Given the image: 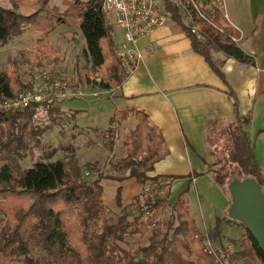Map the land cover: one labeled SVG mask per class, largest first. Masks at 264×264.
Segmentation results:
<instances>
[{"label": "trees", "instance_id": "16d2710c", "mask_svg": "<svg viewBox=\"0 0 264 264\" xmlns=\"http://www.w3.org/2000/svg\"><path fill=\"white\" fill-rule=\"evenodd\" d=\"M212 1L210 14L214 25L199 18L197 11L189 6L185 9L172 2H166V9L170 22L189 37L193 51L200 54L223 79L220 70L212 61L209 50L211 45L214 50L242 64H253L254 59L239 47L238 42L232 40L231 27L222 11V0ZM9 2L11 9L4 10L0 5V43L8 41L12 33L24 29L49 34L67 19L77 18L86 42L84 53L90 69L109 64L115 43L106 25L105 14L101 10V0H72V4L62 12L50 5L49 0ZM194 23L201 26V37L191 33V24ZM108 77L110 80L111 76ZM103 80L99 82V87L107 89V83L103 84L107 79ZM30 83L31 80L18 90L24 89ZM12 87L10 76L1 72L0 100L11 97L14 92ZM54 101L55 99H47L32 103L31 106H41ZM2 110L0 108V124L9 122L8 127H11L12 115L8 111L17 110ZM135 118L134 128L123 138L127 156L149 157L153 153L161 152L162 138L150 125L147 115L136 111ZM247 124L245 118L238 117L226 127L227 157L214 159L208 167L213 182L226 194L227 163L236 164L243 177L255 179L264 191V172L256 159L255 146L251 142ZM23 126L24 123L20 129ZM108 131L110 135L113 133L111 129ZM30 132L33 134V130ZM12 135L17 141L8 150L14 155L18 154L23 145V135L18 132H12ZM213 165H218V169ZM146 170L131 168L127 176L116 178L118 186L115 202L122 209L124 207L120 205L124 180L132 179L141 183L144 190L130 199L133 213L130 214L124 208L118 214H111L112 210L102 201L103 181L110 176L98 174L86 179L79 171L70 173L68 163L60 159L37 160L22 171L16 163L13 167L2 164V264H13L19 260L25 264H224L208 235L202 234L189 211L187 201L182 199V194L172 204L167 205L168 207L164 206L169 200L170 184L177 177H149ZM192 175L190 177L198 174ZM229 204L230 201L227 206ZM166 207L168 214L160 221L162 210ZM136 237H146V242L140 243L141 240ZM206 241L212 246L213 252L208 251ZM239 247L234 253L235 259L249 257L253 259V264H264V253L246 229L239 241Z\"/></svg>", "mask_w": 264, "mask_h": 264}, {"label": "crops", "instance_id": "0c3cea01", "mask_svg": "<svg viewBox=\"0 0 264 264\" xmlns=\"http://www.w3.org/2000/svg\"><path fill=\"white\" fill-rule=\"evenodd\" d=\"M222 11L232 34L240 41L239 47L253 57V64H242L218 51L211 58L223 75L221 79L193 51L189 37L169 21L137 42L136 48L143 57L132 73L120 81L114 99L77 100L80 120L76 127L82 130L78 136L86 138L84 135L90 132L89 138L92 131L109 133L111 129L114 136L109 141V155L116 158L122 152L114 143L118 137L115 129L134 128L135 113L142 111L163 141V150L150 155L154 157L146 175L176 176L169 191L183 184L181 189L177 188L179 195L190 184H197L198 178L207 177L209 183L216 185L208 167L219 147L228 143L226 127L243 117L248 121L249 132L253 114L262 113L264 117V0H222ZM78 144L75 142L76 148ZM193 173L198 175L190 177ZM126 181L132 189L144 187L141 183L133 184L132 179ZM128 183H123L122 193L127 192ZM201 220L197 223L202 234L208 235L224 264L254 263L249 257L234 258L245 230L241 224L235 220L229 223L216 214Z\"/></svg>", "mask_w": 264, "mask_h": 264}, {"label": "rangeland", "instance_id": "374dc122", "mask_svg": "<svg viewBox=\"0 0 264 264\" xmlns=\"http://www.w3.org/2000/svg\"><path fill=\"white\" fill-rule=\"evenodd\" d=\"M49 2L60 12L72 4V0H49ZM0 5L4 10L12 8L9 0H0ZM104 18L115 46L112 48L113 55L109 59V64L93 70L90 69V64H87L85 59L86 42L79 29L77 18L67 19L64 24L58 25L49 34L24 29L12 33L8 41L0 43V73L5 72L10 76L13 91L20 89L29 80L32 81V77L40 71H47L53 77H58L66 82L65 89H62V93L54 98V102L28 107L31 110L28 108L17 111L7 110L12 115V122L11 127H8L9 122L8 124L5 122L0 124V166L6 163L13 167L16 163L18 169L22 171L37 160L49 158L50 160H64L70 167V173L74 170L79 171L86 179L98 174L110 176L112 179L109 177L103 181V203L112 210L111 214L115 212L118 214L124 208L131 214L133 209L129 204L130 199L132 196L141 193L144 187L135 190L127 181L123 182L128 184L125 185L127 192L125 191V195L123 193L121 198L120 206L124 207L122 209L115 202L117 188L115 186H118L116 181L118 179L116 178L127 176L131 168L139 171L147 169L154 156H127L126 150H123L125 149L123 138L129 129L123 130L121 127L115 129L118 132V137L114 138V143L117 142L122 152L121 156L115 158L109 155L111 153L109 141L112 140L114 133L110 135L105 133V130L98 129V131H92L89 138L87 137L90 132H87L88 134L84 135L86 138H83L78 136L82 130L76 127V125L79 126L77 123L80 120L77 100L80 98L87 100L94 98L98 101L112 100L116 97V90L120 81L129 76L126 71L118 69V53L122 45L121 31L115 26L110 13L105 14ZM237 42L240 43L239 40ZM209 50L211 57L218 52L214 50L212 45ZM108 76H111L110 80H108ZM102 78L107 79L103 82V84L107 83L108 85L106 90L99 87V82L104 81ZM252 118L249 130L251 142L255 146L256 159L264 172V117L262 113H255ZM23 123L24 126L20 129ZM5 124L7 125L5 126ZM31 130H33V134L30 132ZM12 132L23 135V145L19 148L18 154L14 155L8 150L17 141L14 140L15 137ZM34 135L38 138H34ZM75 138L78 139L75 140ZM75 142L79 143L77 148ZM219 148L215 158L217 160L227 157L225 156L227 145ZM213 167L218 169L219 166L213 165ZM226 169L228 182L232 179L243 178L236 164L227 163ZM132 182L134 181L132 180ZM209 182L207 177L198 178L197 184H190L189 189L182 193L181 197L187 201L191 215L199 223L203 222L202 217L211 218L215 214L223 216L227 222L233 223L234 220L229 218L227 212L229 207L227 204L230 201L229 194H225L218 185ZM147 185L149 186V184ZM182 185L172 187L169 200L164 203V206H169L176 200L179 196L177 188L181 189ZM3 196L0 191V202ZM167 207L162 210L160 221H163L166 217L165 214H168ZM2 220L3 218L0 220V228L3 224ZM136 238L141 240L140 243L146 242V237ZM1 257L2 254L0 253V264H2ZM13 264L25 263L19 260Z\"/></svg>", "mask_w": 264, "mask_h": 264}, {"label": "built area", "instance_id": "2783aa9c", "mask_svg": "<svg viewBox=\"0 0 264 264\" xmlns=\"http://www.w3.org/2000/svg\"><path fill=\"white\" fill-rule=\"evenodd\" d=\"M166 2H172L185 9L187 6L194 8L199 18L214 25L210 14L212 0H101L102 12L110 13L115 26L121 31L122 45L118 53V69L132 73L138 61L143 57V53L136 48L137 42L148 37L157 28L168 24L170 20ZM190 30L197 37H201L202 29L199 24H191ZM231 37L232 40L238 41L234 34ZM65 87L66 82L62 79L53 77L47 71H40L32 77L29 86L14 91L8 99L0 100V108L21 110L31 106L32 103L56 98ZM206 242L208 251L213 252L210 243Z\"/></svg>", "mask_w": 264, "mask_h": 264}, {"label": "water", "instance_id": "95a60500", "mask_svg": "<svg viewBox=\"0 0 264 264\" xmlns=\"http://www.w3.org/2000/svg\"><path fill=\"white\" fill-rule=\"evenodd\" d=\"M230 197L228 216L241 223L254 237L264 253V191L251 177L232 179L228 182Z\"/></svg>", "mask_w": 264, "mask_h": 264}]
</instances>
